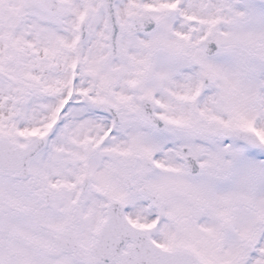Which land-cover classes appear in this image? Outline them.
Here are the masks:
<instances>
[{
	"label": "snow or ice",
	"instance_id": "6c2138e0",
	"mask_svg": "<svg viewBox=\"0 0 264 264\" xmlns=\"http://www.w3.org/2000/svg\"><path fill=\"white\" fill-rule=\"evenodd\" d=\"M0 264H264V0H0Z\"/></svg>",
	"mask_w": 264,
	"mask_h": 264
}]
</instances>
